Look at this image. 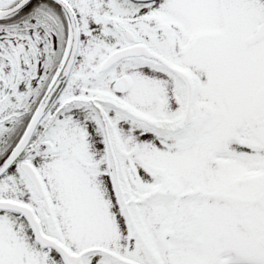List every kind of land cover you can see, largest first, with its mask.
I'll list each match as a JSON object with an SVG mask.
<instances>
[{
  "label": "snow or ice",
  "instance_id": "snow-or-ice-1",
  "mask_svg": "<svg viewBox=\"0 0 264 264\" xmlns=\"http://www.w3.org/2000/svg\"><path fill=\"white\" fill-rule=\"evenodd\" d=\"M0 264H264V0H0Z\"/></svg>",
  "mask_w": 264,
  "mask_h": 264
}]
</instances>
